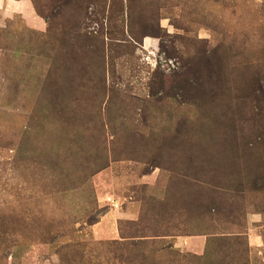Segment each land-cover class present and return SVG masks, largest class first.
Segmentation results:
<instances>
[{"label": "rangeland", "instance_id": "1", "mask_svg": "<svg viewBox=\"0 0 264 264\" xmlns=\"http://www.w3.org/2000/svg\"><path fill=\"white\" fill-rule=\"evenodd\" d=\"M138 252L264 264V0H0V264Z\"/></svg>", "mask_w": 264, "mask_h": 264}, {"label": "crops", "instance_id": "2", "mask_svg": "<svg viewBox=\"0 0 264 264\" xmlns=\"http://www.w3.org/2000/svg\"><path fill=\"white\" fill-rule=\"evenodd\" d=\"M107 217L108 215H106L104 219L106 220ZM117 237H118V232L116 229H114L112 225L101 226L99 230V235L97 236L98 239H116ZM260 243L261 241L257 238L256 235L252 234L249 237L250 246L258 247ZM206 244H207V238L204 236L179 238L178 240L175 241L176 248L182 250L185 249L197 255L203 254L206 248Z\"/></svg>", "mask_w": 264, "mask_h": 264}, {"label": "trees", "instance_id": "3", "mask_svg": "<svg viewBox=\"0 0 264 264\" xmlns=\"http://www.w3.org/2000/svg\"><path fill=\"white\" fill-rule=\"evenodd\" d=\"M94 219H95L94 217H90L89 224H94L95 223L93 222ZM239 235L240 234H232V233L230 234V236H234V237H239ZM137 256L141 259V260L140 259L138 260L140 264L149 263V260H146L147 257L145 256V253L141 254L138 252ZM166 264H200V263L198 262V260H169L168 262L166 261ZM208 264H248V260H220L214 263L210 262Z\"/></svg>", "mask_w": 264, "mask_h": 264}]
</instances>
